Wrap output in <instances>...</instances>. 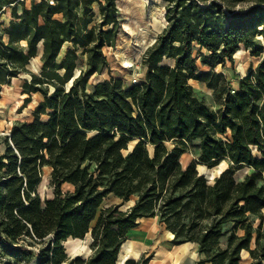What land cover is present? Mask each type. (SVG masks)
I'll return each instance as SVG.
<instances>
[{
    "label": "trees",
    "instance_id": "1",
    "mask_svg": "<svg viewBox=\"0 0 264 264\" xmlns=\"http://www.w3.org/2000/svg\"><path fill=\"white\" fill-rule=\"evenodd\" d=\"M116 1L0 0V14L7 4L12 14L0 32V96L23 72L22 106L42 95L32 119L0 138V250L25 264H63V242L90 233L94 254L68 264H118L129 232L153 217L173 244L197 243L195 264H243V250L250 264H264V0H164L166 25L144 53L145 79L128 87L109 73L104 52L121 30ZM242 46L259 61L231 88L215 69ZM38 55L36 73L28 65ZM104 71L110 78L89 89ZM190 80L213 89L218 107ZM197 139L198 163H230L213 182L181 162ZM243 166L253 172L237 180ZM45 167L51 198L37 191ZM110 195L122 202L103 206Z\"/></svg>",
    "mask_w": 264,
    "mask_h": 264
},
{
    "label": "rangeland",
    "instance_id": "2",
    "mask_svg": "<svg viewBox=\"0 0 264 264\" xmlns=\"http://www.w3.org/2000/svg\"><path fill=\"white\" fill-rule=\"evenodd\" d=\"M51 1V0H50ZM255 0H245L241 6H246L253 3ZM118 14L121 20V30L118 33L116 40V45L114 47L105 46L104 52L110 63V69L115 78H120L125 87L130 86L133 83H141L145 79L146 67L143 65V56L146 49L153 44L157 35L163 30L165 25H163L162 11L164 8V0H117ZM8 7L0 14V32L4 27L8 25L12 19L11 7ZM20 12V7H19ZM260 41L264 42L263 38L260 37ZM70 44H65L61 55H63ZM41 52V51H40ZM259 61L258 57L252 56L249 49L243 46L235 53L233 61H227L224 65H218L216 71L224 72L229 81L231 88H236L238 86V79L246 75L250 68H255ZM167 62V61H166ZM86 66V57L83 55L79 56L77 61L78 74L81 69ZM41 61L40 56L31 59L28 69L33 72H40ZM200 70H209L208 67L200 65ZM104 71L101 74L93 75L88 83V88L92 89L93 85L101 80L109 79L110 74ZM26 78H30V74L27 72L21 73L18 77L12 79L11 83L5 85L1 91L0 96V138H4L9 132L12 125L17 121H24L32 119V113L35 106L42 99L40 93H34L31 96V101L27 106L23 107V99L27 97V94L22 93V85ZM193 85L196 96L206 102L213 108H217L216 93L213 89H209L205 83L198 80H190ZM199 140H193L188 144V150L182 154L181 162L184 166L190 162H195L196 167L201 174H204L210 182H213L214 178L219 176L220 172L227 169L230 163L227 160L221 161L219 164L208 167L207 165L198 163L200 149L198 147ZM1 150H4V145H0ZM51 168L45 167L41 182L37 187L42 198H51L53 196V188L49 183V175ZM253 172V169L248 166H243L238 169L235 173V178L241 180L247 174ZM63 191L72 190L73 186L69 183H64L62 185ZM118 199L113 195L107 197L103 206H107L113 203H118ZM132 201H129L123 205L126 207L130 205ZM94 225V222L93 224ZM230 224L225 226L228 229ZM166 230L161 227L158 223L157 218H147L142 219L138 227L129 232L128 239L132 240V248L137 250L138 243L145 242L143 252L145 256H153L162 244H164L167 239ZM135 235L136 240L130 238ZM170 237V234L168 232ZM73 237H69L63 242V247L68 259H73L75 257H80L87 259L94 254V247L92 246V236L89 233L83 238V241L78 239L72 240ZM225 240V239H224ZM222 240V241H224ZM142 244V243H141ZM254 241L251 246L254 247ZM145 246V247H144ZM121 250V249H120ZM191 255L194 254V250H191ZM119 253V263L122 262L121 259L130 257L128 255H120ZM193 257V256H192ZM4 260L5 264H25L23 262H17L10 255L3 253L0 250V259ZM197 258V256H196ZM68 260V261H69ZM68 261L63 264H68ZM242 262L243 264H250L251 257L248 251L242 252ZM26 264H36V259H33L30 263Z\"/></svg>",
    "mask_w": 264,
    "mask_h": 264
},
{
    "label": "crops",
    "instance_id": "3",
    "mask_svg": "<svg viewBox=\"0 0 264 264\" xmlns=\"http://www.w3.org/2000/svg\"><path fill=\"white\" fill-rule=\"evenodd\" d=\"M3 1H5V0H3ZM31 1L32 0H23V3L26 7H30ZM35 1L38 2L41 0H35ZM51 1H53V0H51ZM19 7H20V11H21L22 5L21 4L18 5V10H19ZM7 8L8 7L4 6L3 9L6 10ZM9 9H11V7H9ZM144 219H147V218H144ZM134 229H132V230H134ZM168 232L170 234V237L168 235ZM165 233L167 234V237H166L167 241L164 244H162L159 248H157L155 254L151 257L148 264H195L196 261L201 257V255L197 251V248H198L197 243L186 242V243H182V244H173L171 242V240L174 236L173 233L170 231H167V230ZM144 243L145 242L142 241V242H140V244L138 243V246H136L137 247L136 251L138 252L139 257L142 254H144L143 252L146 251L145 249H143V246H142ZM191 250H194V254H192V255L190 252ZM196 256H197V258H196ZM131 258H134V257H131ZM138 258H134V259H138Z\"/></svg>",
    "mask_w": 264,
    "mask_h": 264
},
{
    "label": "bare ground",
    "instance_id": "4",
    "mask_svg": "<svg viewBox=\"0 0 264 264\" xmlns=\"http://www.w3.org/2000/svg\"><path fill=\"white\" fill-rule=\"evenodd\" d=\"M62 53V51H61ZM89 233H87L88 235ZM135 235L133 234L130 238H132L133 240L136 238H134ZM72 239V238H71ZM80 240V241H83V238H73L72 240ZM121 254L120 255H128V254H131V257H134V258H138L139 257V254L138 252L132 248V240L131 239H127L121 246V250H120ZM129 256V255H128ZM122 260V259H121Z\"/></svg>",
    "mask_w": 264,
    "mask_h": 264
},
{
    "label": "water",
    "instance_id": "5",
    "mask_svg": "<svg viewBox=\"0 0 264 264\" xmlns=\"http://www.w3.org/2000/svg\"><path fill=\"white\" fill-rule=\"evenodd\" d=\"M223 171H224V170H223ZM223 171H221L220 174H221ZM220 174H219V175H220ZM203 175H204V174H203ZM117 199H118V201H119L118 203L122 202L121 199H119V198H117ZM132 204H134V201H132V203H131L130 205H132ZM107 206H109V205H107ZM124 260H125V259H122V262H121V263H119V260H118V264H122V263L124 262Z\"/></svg>",
    "mask_w": 264,
    "mask_h": 264
}]
</instances>
